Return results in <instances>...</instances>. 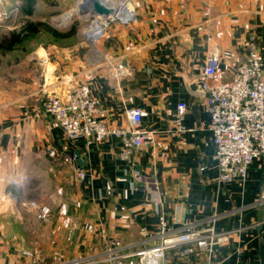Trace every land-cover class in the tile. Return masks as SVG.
<instances>
[{
    "label": "crops",
    "instance_id": "1",
    "mask_svg": "<svg viewBox=\"0 0 264 264\" xmlns=\"http://www.w3.org/2000/svg\"><path fill=\"white\" fill-rule=\"evenodd\" d=\"M131 3L135 19L110 24L93 57L79 49H62L58 56L42 50L27 72L0 77V264H63L109 248L131 251L144 245L143 233L154 236L149 245L157 244L163 226L168 233L212 227L231 232L212 254L185 256L174 249L166 253V264H264V161L256 160L245 180L218 181L210 116L192 86L214 46L222 57L216 82L234 79L251 35L264 56V0ZM82 84L104 105L111 127L130 128L127 111L141 109L140 129L153 131L155 142L130 162L118 158L114 137L102 144L83 137L68 143L44 114L42 100ZM181 102L187 111L180 130ZM68 144L67 151L79 155L75 165L86 170L85 180L62 157ZM29 181L28 191L39 190L43 199L68 189L90 205L93 223L80 228L90 227L98 248L91 252L90 242L87 253L54 261L48 247L35 250L31 214L23 207ZM65 221L60 227L68 226ZM29 250L33 258L22 253Z\"/></svg>",
    "mask_w": 264,
    "mask_h": 264
},
{
    "label": "built area",
    "instance_id": "2",
    "mask_svg": "<svg viewBox=\"0 0 264 264\" xmlns=\"http://www.w3.org/2000/svg\"><path fill=\"white\" fill-rule=\"evenodd\" d=\"M127 2L128 0H122L120 7L109 18L97 17L102 21L95 28L101 27L102 33L94 43L103 37L105 29L113 22L129 23L135 19L134 10ZM207 11L209 12V8ZM10 15L4 10L3 0H0V22L7 20ZM246 49V57L237 66L232 81L214 80L222 60L216 46L199 66V80L203 91L201 95L205 110L210 116L209 129L216 148L214 159L220 183L245 180L253 163L256 160L264 161V56L259 50L255 35L249 37ZM42 107L44 114L61 127L66 141L71 145L80 137L88 144H102L112 137L118 139L120 146L117 156L124 162H130L155 142L153 131L140 129L143 113L139 108L127 111L130 128L109 126L106 108L92 94L87 84L72 87L64 96L47 94L42 100ZM186 111L187 104L179 103L176 122L180 130L183 129L182 119ZM70 144L65 147L66 151ZM62 157L79 180L86 179V170L75 165L79 159L78 153L67 151ZM261 200L264 201V170ZM30 207L38 219L46 220L50 216L51 209L48 206L31 203ZM143 234L146 238L144 245L131 251L121 252L109 248L105 253L77 257L63 264H166V253L174 249H180L185 256L198 252L212 254L216 246L228 242L231 232H218L212 227L168 233L163 226L158 235L160 241L154 245H149L154 236ZM22 253L28 258L34 256L29 251Z\"/></svg>",
    "mask_w": 264,
    "mask_h": 264
},
{
    "label": "rangeland",
    "instance_id": "3",
    "mask_svg": "<svg viewBox=\"0 0 264 264\" xmlns=\"http://www.w3.org/2000/svg\"><path fill=\"white\" fill-rule=\"evenodd\" d=\"M27 1L28 0H3L5 4L4 10L11 13V15L8 20L0 22V24H2V27H0V44L4 36L8 35L10 32L18 31L28 21L44 22L60 31H67L76 22L78 24L76 38L74 40H63L56 43L52 41L48 35L40 34L25 39L22 44L18 45L12 51L5 52L0 49L1 78H6L9 74L15 73L18 70L19 73H22V71L27 72L34 63L38 64V62H34L36 59L35 55L38 51L47 50L51 51L53 56H58L62 49H79V52L83 51L84 55L90 58L93 57L94 49L99 50V43L102 38L95 43H91L85 37V31L93 30L97 25L101 24L102 20L91 14L81 16L78 15L77 12L74 13L73 11L78 9L76 7L80 0H36L32 14L25 15L21 10L27 6ZM108 1H111L118 8L122 2V0ZM131 1L132 0H128L127 2L129 7L132 6ZM67 13L73 14L71 19L66 22L61 21ZM96 20L98 23L95 24ZM107 29L108 27L105 31H107ZM42 62H45V59L42 60L41 63ZM30 186H32V181H29V183L25 184V187H23L25 197L27 198L23 207L31 214V217L29 216L27 219L34 229L32 247L37 251H42L43 246L48 247L46 249H49L51 253V261H54L59 255H63L66 257L65 260H69L77 255L80 256L87 253L90 247L84 248V246L90 242L94 245V235L90 231L89 226H87L88 228L86 227V229L89 230L81 229L80 227L84 228L85 225L90 223V225H92L93 209L91 206L85 201H81V199L72 198L73 196L68 189L64 190V195L62 196L55 194V184H52V191H54L53 198L49 200L43 199L39 190L33 189L32 191H28ZM67 187L68 186L65 188ZM29 197L32 199L28 200ZM31 203H36L40 206H48L51 209L48 219H38L36 213L30 207ZM65 220L68 221V226L65 228H62V226L60 227L62 223L66 222ZM74 225L78 227L76 228ZM94 246H91V252L97 247L96 245ZM29 252L34 255L33 251L29 250Z\"/></svg>",
    "mask_w": 264,
    "mask_h": 264
},
{
    "label": "trees",
    "instance_id": "4",
    "mask_svg": "<svg viewBox=\"0 0 264 264\" xmlns=\"http://www.w3.org/2000/svg\"><path fill=\"white\" fill-rule=\"evenodd\" d=\"M36 0H28L26 7L21 10L25 15H31L33 12ZM48 1V0H46ZM78 32V24L75 22L67 31H60L44 22L28 21L18 31L10 32L4 36L0 44V49L3 51H12L22 42L31 37L40 34H46L50 39L56 43L63 40H74Z\"/></svg>",
    "mask_w": 264,
    "mask_h": 264
},
{
    "label": "water",
    "instance_id": "5",
    "mask_svg": "<svg viewBox=\"0 0 264 264\" xmlns=\"http://www.w3.org/2000/svg\"><path fill=\"white\" fill-rule=\"evenodd\" d=\"M89 2H90V11H87V12H81L79 8L80 6L77 5L76 8H78V12H77L78 15L83 16L85 14H91L95 17L107 19L116 12L117 7L111 1L89 0ZM192 86H193L194 91L203 93L202 83L200 81H194Z\"/></svg>",
    "mask_w": 264,
    "mask_h": 264
},
{
    "label": "bare ground",
    "instance_id": "6",
    "mask_svg": "<svg viewBox=\"0 0 264 264\" xmlns=\"http://www.w3.org/2000/svg\"><path fill=\"white\" fill-rule=\"evenodd\" d=\"M79 8L81 10V12H87L90 11V2L89 0H83L79 3ZM124 10V9H123ZM78 12V9L73 11ZM123 13H125V11H123ZM85 14V13H84ZM73 16L72 13H67L62 19L61 21L66 22L69 21L71 19V17ZM100 33H102L101 31V27L95 28L93 30H87L85 31V37L91 42L94 43V40L97 39L99 37V35H101Z\"/></svg>",
    "mask_w": 264,
    "mask_h": 264
}]
</instances>
